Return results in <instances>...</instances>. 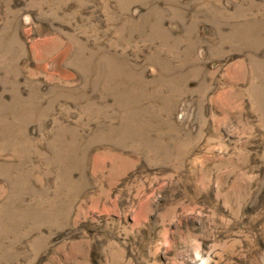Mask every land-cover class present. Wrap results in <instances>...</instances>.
Masks as SVG:
<instances>
[{
	"label": "rangeland",
	"instance_id": "obj_1",
	"mask_svg": "<svg viewBox=\"0 0 264 264\" xmlns=\"http://www.w3.org/2000/svg\"><path fill=\"white\" fill-rule=\"evenodd\" d=\"M0 264H264V0H0Z\"/></svg>",
	"mask_w": 264,
	"mask_h": 264
}]
</instances>
